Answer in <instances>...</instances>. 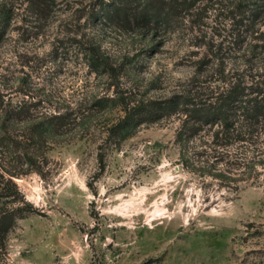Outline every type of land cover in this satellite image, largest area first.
<instances>
[{"label": "rangeland", "instance_id": "374dc122", "mask_svg": "<svg viewBox=\"0 0 264 264\" xmlns=\"http://www.w3.org/2000/svg\"><path fill=\"white\" fill-rule=\"evenodd\" d=\"M43 1L0 0V207L22 210L0 264H264V155L239 147L249 172L222 182L183 166L178 116L110 133L139 104L262 83L264 0H159L149 25Z\"/></svg>", "mask_w": 264, "mask_h": 264}, {"label": "trees", "instance_id": "16d2710c", "mask_svg": "<svg viewBox=\"0 0 264 264\" xmlns=\"http://www.w3.org/2000/svg\"><path fill=\"white\" fill-rule=\"evenodd\" d=\"M198 1L201 0L195 3ZM114 6L116 21L129 22L133 19L137 24L149 25L152 22H168V11L173 4L165 9L166 4L159 0H113L110 8ZM10 19L11 11L5 5L0 6V42L7 33ZM91 65L96 71L108 66L96 53L91 55ZM225 85L217 90L210 87L186 90L163 102L128 108L126 116L110 133L128 132L144 122L154 123L178 116L181 123L176 143L183 166L200 176L222 182L237 181L233 176L240 172L245 175L242 170L246 169L248 173L250 168L246 158H242V164L239 163L236 152L239 147L247 151L256 149L254 151L259 155H264V81L242 85L241 80L235 79L234 83L225 82ZM7 117L22 121L33 118L31 115L20 118L15 111ZM63 119L65 116L61 114L53 117L56 126L62 125ZM26 158L32 162L28 151ZM20 214L21 209L14 211L0 207V250L3 255H7L8 236L21 218Z\"/></svg>", "mask_w": 264, "mask_h": 264}]
</instances>
